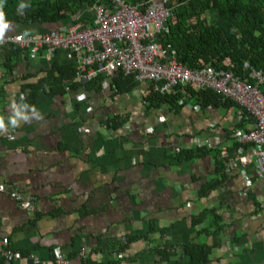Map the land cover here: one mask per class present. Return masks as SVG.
<instances>
[{
  "label": "crops",
  "instance_id": "crops-1",
  "mask_svg": "<svg viewBox=\"0 0 264 264\" xmlns=\"http://www.w3.org/2000/svg\"><path fill=\"white\" fill-rule=\"evenodd\" d=\"M82 13L93 23L91 8ZM71 20L39 26L0 16L8 25L0 35L39 36ZM6 51H0V120L7 125L0 138V239L11 249L45 264H53L56 250L68 264H83V256L102 264H189L184 247L198 243L211 248L208 264H264V176H256L253 160L238 163L248 152L232 137L238 107L150 106L148 84L139 82L120 93L82 83L57 93L44 88L32 104H19L23 87L74 63L63 51ZM116 117L122 126L108 127ZM206 142V156L177 160L176 151ZM218 161L224 178L201 198L205 184L221 179ZM12 192L30 199L31 208H20ZM216 216L222 229L214 233ZM125 237L132 242L120 260L111 246ZM153 248L174 254L164 261Z\"/></svg>",
  "mask_w": 264,
  "mask_h": 264
},
{
  "label": "trees",
  "instance_id": "trees-1",
  "mask_svg": "<svg viewBox=\"0 0 264 264\" xmlns=\"http://www.w3.org/2000/svg\"><path fill=\"white\" fill-rule=\"evenodd\" d=\"M130 5H147L152 0H124ZM161 1V0H158ZM172 8V17L168 21L167 30L158 38L163 48L167 46L175 50L177 61L189 70L196 71L207 65L216 70L231 71L249 84H253L243 68L245 62L261 70L264 74V0H164ZM104 0H0V16L6 21L19 20L39 26L54 25L71 20L70 24H81L83 28L92 26L87 14H78L84 9L96 4L104 5ZM24 4L25 7L20 5ZM20 53L18 47H11L4 51ZM6 51V52H7ZM10 55H5L8 62ZM8 66V65H5ZM104 81L120 93L129 91L137 85L134 75L125 76L116 72L112 76L98 75L87 80L84 86L87 90L99 91ZM76 81V70L72 63L62 67H54L39 80L36 85L23 87L24 97L19 104H32L39 90L47 88L50 92H63L65 87H73ZM264 93V89H262ZM182 101V104H179ZM145 102L150 106L167 104L173 108H180L187 103H195L201 108L218 106H236L241 110V120L249 122L248 115L242 108L230 99H224L220 94L209 90H194L188 85L177 86L171 93L161 95L153 91L148 85ZM234 129L244 130L242 125ZM123 122L119 117L107 122L113 129L121 127ZM233 137V132H232ZM234 139V138H233ZM239 147V144L236 143ZM247 147V146H244ZM205 148L180 149L176 151L178 161H190L206 156L210 150ZM247 149V148H246ZM219 162V161H218ZM217 162V163H218ZM225 167L222 162L216 165V173L221 179H215L205 184L199 191L201 198L213 191L224 178ZM214 233L222 229L219 216L212 222ZM141 238V237H140ZM139 238V239H140ZM132 239L125 237L119 243L111 246L112 252L119 253L126 250ZM154 253L167 261L174 254L169 249L153 248ZM189 257V264H208L211 248L206 244L191 243L184 247ZM25 254V253H24ZM83 264H102L91 261L83 256ZM107 264H118L112 260Z\"/></svg>",
  "mask_w": 264,
  "mask_h": 264
},
{
  "label": "built area",
  "instance_id": "built-area-1",
  "mask_svg": "<svg viewBox=\"0 0 264 264\" xmlns=\"http://www.w3.org/2000/svg\"><path fill=\"white\" fill-rule=\"evenodd\" d=\"M103 4L107 8L99 4L91 7L94 12L92 26L83 28L81 24H71L39 36L0 35V51L18 47L32 56L40 52L51 56L63 51L74 63L76 81L82 84L100 74L112 76L121 72L125 76L134 75L139 83L151 84L153 91L161 95L184 85L194 90H212L224 99H230L248 115V128L233 129L235 141L241 146H248V152L238 158V163L245 166L249 160H253L255 174L262 178L263 72L245 62L243 68L253 81V84H249L231 71L216 70L209 65L196 71L184 67L177 61L175 50L168 46L163 48L159 43L158 37L167 30L173 12L164 0L153 1L145 6L130 5L124 0H104ZM102 86L106 88L109 83L104 81ZM184 106L191 108L189 103ZM4 131L5 128L0 129V138L5 134ZM4 188L0 183V191ZM10 196L23 210L31 208L30 199L21 198L16 192L10 193ZM122 258L123 254L118 253L117 259ZM0 260L4 264H45L34 255H22L11 249L7 238L0 239ZM53 264H68V260L56 250Z\"/></svg>",
  "mask_w": 264,
  "mask_h": 264
},
{
  "label": "clouds",
  "instance_id": "clouds-1",
  "mask_svg": "<svg viewBox=\"0 0 264 264\" xmlns=\"http://www.w3.org/2000/svg\"><path fill=\"white\" fill-rule=\"evenodd\" d=\"M20 6H21V7H25L24 4H21ZM6 27H8V25H7L6 23L0 25V31H3V29L6 28ZM13 107H14V106H13ZM16 115L19 116L20 113L17 112ZM10 119H12V125H13V127H17L18 125H17L16 120H15L14 118H10ZM25 119H27V117H25ZM6 126H7V125L5 124V122H4L3 120H0V129L5 128Z\"/></svg>",
  "mask_w": 264,
  "mask_h": 264
},
{
  "label": "rangeland",
  "instance_id": "rangeland-1",
  "mask_svg": "<svg viewBox=\"0 0 264 264\" xmlns=\"http://www.w3.org/2000/svg\"><path fill=\"white\" fill-rule=\"evenodd\" d=\"M139 5V4H138Z\"/></svg>",
  "mask_w": 264,
  "mask_h": 264
}]
</instances>
